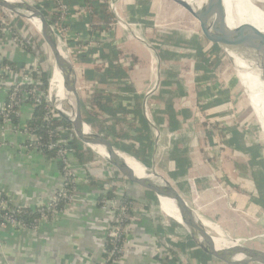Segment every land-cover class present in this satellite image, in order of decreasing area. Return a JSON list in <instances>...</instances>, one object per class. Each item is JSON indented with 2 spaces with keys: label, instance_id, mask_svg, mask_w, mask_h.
<instances>
[{
  "label": "crops",
  "instance_id": "1",
  "mask_svg": "<svg viewBox=\"0 0 264 264\" xmlns=\"http://www.w3.org/2000/svg\"><path fill=\"white\" fill-rule=\"evenodd\" d=\"M155 1L114 0L117 22L114 26L115 39L111 42L126 53L127 56L121 60L123 66L129 67L132 64L130 80L135 92L144 98V113L151 122L163 124L166 121V101L172 100L178 113L177 123L169 126L171 130H163L164 127L162 132L154 130L156 148L150 163L153 166L157 163L162 169L169 167L167 173L174 181L182 184L189 178L194 164L186 140L189 124L193 123L191 119L194 122L198 120L194 117V111L196 108L205 111L207 95L219 96L224 89L218 82L210 84L211 71L204 70L205 67L199 61L198 34H194L188 47L181 50L177 48V43L166 46L163 41L156 39L153 35L156 30L152 28L149 19ZM77 4L78 1L75 0L71 5ZM87 23V18L83 16L74 17L67 22L71 36H77L81 40L84 38L85 42L90 37V31H78L75 27L85 26ZM172 34L168 39H175L174 33ZM178 50L179 53H175ZM0 56L14 62L33 63L36 59L34 51H25L3 37L0 38ZM95 63V60L89 64L79 63V68L82 71V67H92ZM199 63L203 68L198 66ZM88 80L87 77L85 84L89 83ZM99 82L104 83L103 78ZM4 99L5 95L0 89V107ZM215 101L216 99L208 104ZM32 110L30 105H26L22 115L25 117ZM204 114L207 116V112ZM170 131L172 136L169 135ZM7 135L6 143L0 147V192L5 193L13 204L21 206L31 207L48 200L64 183L58 164L36 153L30 154L20 149L23 139L14 132H8ZM168 143L173 145L171 149ZM96 159L94 163L98 164ZM95 164L92 167L97 168ZM76 168L80 175H85L87 170L96 175L80 163H76ZM102 168L104 169L98 167L97 170L103 174L108 167L104 165ZM89 176L88 181L76 185L75 195L78 202L71 212L62 214L53 223L43 225L38 234L27 229H0V264H93L100 261L104 254L107 231L114 222V214L111 210L105 212L99 207V181L97 187L91 185ZM115 176L118 174L110 171L109 176L103 175L102 181L116 186L124 184ZM201 181L197 178V182ZM202 183L205 184V181ZM197 197L199 198L196 203ZM194 200L193 205L201 216L205 213L206 197L198 193ZM138 203L144 207L135 209L132 215V244L127 247L117 264H159L161 252L156 246L162 245L169 252L172 246L167 241L168 229L175 227L176 231L179 230L177 224L165 222L161 214L156 213L157 204ZM160 207L162 209L161 203ZM174 236L180 237L178 232Z\"/></svg>",
  "mask_w": 264,
  "mask_h": 264
},
{
  "label": "rangeland",
  "instance_id": "2",
  "mask_svg": "<svg viewBox=\"0 0 264 264\" xmlns=\"http://www.w3.org/2000/svg\"><path fill=\"white\" fill-rule=\"evenodd\" d=\"M149 19L152 28H155L156 30L153 31V35H155L156 39L163 41L166 46L177 43L176 46L180 50L188 47L189 41H192L194 38V34L199 35L201 33L198 22L188 12H186L184 8L172 0H156L153 3V12L150 13ZM16 23V33L19 35L21 40L14 41L12 36L11 38L8 36L9 40L11 39V42L16 43L19 46V42L22 41L21 46L26 51L35 52L36 59L34 62H37L38 64L41 63V65L43 64L42 67L52 72L54 67L53 56L45 43L41 31L35 27L32 20L24 17H19ZM65 29L66 28L62 31L64 34L66 33ZM58 33L61 38L63 33L60 31ZM67 33L70 35V31ZM172 33H174L175 36L174 40L168 39V36L173 35ZM44 43L46 44V47H41L40 45ZM39 47H41L43 51H40ZM63 48L66 50L65 46H63ZM175 53H179V50ZM71 61L75 65L76 69H80L79 62L76 61L75 56H71ZM86 78L87 77L83 78L81 74L80 85H85ZM209 78L211 81L210 84L218 82L224 90L219 96L218 94L214 95L216 97L213 95H207L205 98L207 105L205 111L198 108L194 111V117L198 120L197 122H194L193 118L191 119V122L193 123L189 124V134L186 139L190 152L189 155L194 160L189 178L185 181V183L180 184L179 181H174L169 173H167L166 170H170L169 167L162 169V167H159L157 163H155L154 166L152 165L153 163L142 165L146 167L151 174L158 177H164L172 182L192 205L193 200L198 193L205 195V213H202L201 216L205 221L213 223L215 228L209 229L212 234H217L215 232V229L217 228L225 234L227 239H239L244 245L264 249V208H261L256 205V203L251 202V196L258 197L260 187L264 188V121L262 120L259 111H257V100L253 98V89H251L252 87H249L245 81V86L250 90V97L246 88H244L237 80L238 78H236L233 73L229 71H211ZM3 86L5 87V85ZM195 86L196 85H194V88ZM85 89L86 88L82 87L80 91L83 98L86 96ZM215 99V103L208 104L212 103ZM193 100L195 101L194 97ZM61 103L63 104V108L66 110H70L71 104L75 106V100L72 95L68 96V99L62 101ZM205 112H207V116H205ZM164 119L166 121H164L163 124L159 123L160 125H165L163 130L169 128L170 125L166 116ZM206 119L209 120L206 121ZM215 120L220 122V127L215 128V137L217 142L213 143L209 141V143H207L210 139L208 137V129L213 128L211 121ZM21 123L22 125H25L26 123L23 115H21ZM224 126L232 128L233 131L238 133L242 132V140L244 141L245 146L254 147V150H256L259 154L257 161H262L260 162V165L253 162L251 159L252 156L249 152L238 149L236 150L222 141V138L219 135V130ZM169 129L171 130V128ZM157 130L159 132L158 128ZM8 132H14L23 139L20 149L26 151L24 144L27 137L24 131L14 129L13 125H10L9 123L0 127V147L6 143ZM169 135H173L172 131L169 132ZM168 147L171 149L173 145L168 143ZM123 151H125L128 156H131L126 150ZM98 155L99 157L96 160L99 161V163H94L96 167H100L102 170L104 169L102 168L104 165L108 167L106 168L107 170L103 172V175H106V177L109 176L110 171H114L118 174L117 169L111 165L108 160H106L102 155ZM172 165L173 163L170 161V166ZM90 167L93 169L92 166ZM71 171L77 175V185L88 181V175L99 181L100 187H98V189L100 193L97 197V202L99 207L102 209L99 204L101 201L99 198L104 197V200L109 199L108 191L114 186V184L110 182H106L105 184L104 181H102V179H104L103 175L99 176L100 172L99 174L95 172L96 175H93L89 170H87L85 175H80L76 167ZM106 171L108 172L105 173ZM197 178L200 181L202 179V181L197 182ZM203 181H205V184L202 183ZM102 184L105 185L102 186ZM60 187H62V185H60ZM137 189L138 187L136 185L128 186V184L125 183L116 186L115 194L117 196L114 200H110L109 202V205H111L110 209L114 214V220H116L115 209L119 206L120 196L124 192H128L135 197H140L139 194L135 193V190ZM56 191H54V193ZM51 197L49 199H51ZM198 198L199 197L196 199V203ZM49 199L38 202L36 205L31 207H37L42 203H48ZM77 202L78 199L76 197L73 203L68 207L69 209L63 213H56L54 218L51 220L43 217L38 229L32 231V233L38 234L43 225L53 223L62 214L71 212ZM143 207L144 206L141 203L136 202L134 204V210L142 209ZM156 209V213L161 214L165 222L175 223L178 227H184L175 218L167 215L161 209L159 200L156 205ZM108 210L109 208H106L104 211L106 212ZM132 218L133 217L131 216V221ZM132 228V223H130V225L126 228L128 238L127 243H131L133 241L134 234L132 232ZM0 229L24 230L11 224L0 225ZM160 252L161 254H164L166 251L160 250ZM101 260L102 258L100 261Z\"/></svg>",
  "mask_w": 264,
  "mask_h": 264
},
{
  "label": "trees",
  "instance_id": "3",
  "mask_svg": "<svg viewBox=\"0 0 264 264\" xmlns=\"http://www.w3.org/2000/svg\"><path fill=\"white\" fill-rule=\"evenodd\" d=\"M52 1V0H51ZM69 4H73L75 0H67ZM78 0H76L77 2ZM86 3V11L88 13L87 20L90 27V37L85 42L90 43L91 46L85 50L81 55L75 56L76 61L81 64H89L90 62L96 61L92 67H82V76L88 77V82L94 86V90L86 93L83 99V119L88 123L96 132L101 134L103 137L110 139L114 145L122 150L129 152L134 159L142 164H149L152 160L154 150L156 148L154 139V130L159 129L161 132L164 125H160L157 121L151 122V120L144 113V98L139 96L135 92V88L130 80L129 71L132 67L130 63L129 67H124L121 60L124 58L126 53L119 48L116 44H113L111 40L103 38V33L111 30L116 22L117 16L114 9L111 7L108 0H84ZM79 2V1H78ZM38 7L44 11L49 21L54 25L57 31L64 28H68L67 23L59 20L57 12H51V3L38 1ZM78 31L87 30V26L78 25L75 27ZM3 37L2 25L0 24V38ZM46 47V44L40 45ZM199 49V44L197 42ZM40 48V51H43ZM135 60V59H134ZM1 63L14 64V62L3 59ZM199 67L203 68L201 64ZM204 70H207L203 68ZM33 79L37 83V88L41 91L40 101L34 102V112L32 118L27 121L31 131L37 134L40 138V148L45 154L47 159H51L56 156V152L61 144L58 142L62 139H68L70 133L73 132V126L69 120L61 117L56 113L55 119L48 123L45 118L48 113L49 102L44 96V93L48 90L49 73L43 69L40 64L37 65L36 69L32 73ZM103 78L104 83H101ZM165 116L169 121V126H174L176 122L177 112L173 106L171 99L166 101ZM11 120L15 125L19 124L20 117L15 113L11 115ZM0 121H4V115L0 112ZM211 129H208V137L210 142H217L215 137V128L220 127V122H212ZM63 126L68 128V132L54 131L55 135L51 137L49 129H57V127ZM219 135L222 141L241 151H246L251 154L253 162L257 161L259 154L254 147H246L242 140L243 134L233 131L232 128L226 126L221 127ZM219 137V138H220ZM50 142L55 144L53 149L49 148ZM69 146L74 148V157L76 163L87 165L91 161L98 158V153L85 148L79 141L77 136L73 135V138L69 140ZM60 172H63V162H57ZM119 181L124 182V179L120 175L115 176ZM89 183L94 186H98L96 178L89 176ZM75 183L71 181V177H67L65 182V188L70 193L74 190ZM238 188V187H236ZM116 186L114 185L108 191V197L110 199L115 198ZM135 197L128 192H124L121 195L122 204L127 207L126 212L131 216L134 214V204L136 202H146L158 204L157 195L150 191L145 190ZM8 201L9 198L5 193L0 194V218L3 215L8 214L11 217L16 218L24 222L28 227L34 226L36 219L39 218L40 212L36 208L31 207H17L10 200L7 202L8 206L3 207L2 201ZM99 200H101L99 198ZM251 202L264 208V188L259 189V196H251ZM65 204V199H61L58 203L57 208L61 209ZM101 204V203H99ZM1 221V220H0ZM125 223H129V219L125 220ZM114 224V223H113ZM179 233L181 238L174 236ZM167 241L172 246L169 250V254L159 258L161 264H171L173 260L179 258L180 253L190 252L193 259H196L200 263L206 264L211 258L205 254L199 248L195 247L191 237L187 234V231L179 226V230L176 228L168 229ZM121 240H117L115 244L110 242L106 243V247L113 249L114 245H120ZM117 254V253H116ZM103 256L106 257L105 254ZM94 264H100L94 262ZM105 264H113L112 261H107Z\"/></svg>",
  "mask_w": 264,
  "mask_h": 264
},
{
  "label": "water",
  "instance_id": "4",
  "mask_svg": "<svg viewBox=\"0 0 264 264\" xmlns=\"http://www.w3.org/2000/svg\"><path fill=\"white\" fill-rule=\"evenodd\" d=\"M172 1L184 8L199 24L201 33L198 35V58L202 66L210 71L225 70L233 73L240 84L246 88L250 97V90L244 83V81H247L244 75L245 70L241 65V61L233 55L232 51H244L246 54L253 55L259 63L264 78V48L250 35L244 25L230 27L225 0H207L205 13L198 11L188 0ZM0 7L10 10L20 17L40 20L41 33L53 56L54 70L64 79L68 96L72 95L75 100L73 117L66 115L60 109H58V112L71 122L75 135L85 148L98 154H103L102 150H104L106 154L113 156L114 159L109 160L110 164L117 169L118 174L126 184L138 187L137 194L140 195L143 190H150L157 195L159 201L160 196L174 200L185 218L180 223L185 227L195 247L205 254L225 264H264L263 248L244 244L234 246L231 249L219 248L197 209L172 182L153 174L145 177L134 175L130 170L126 159L128 155L125 151L116 147L110 139L103 137L98 132L96 134L99 139L88 137L85 126L89 124L83 119V99L79 85L80 73L66 54L57 29L42 9L28 1L16 3L10 0H0ZM242 69L243 73L241 74ZM239 252L243 254V257L235 256Z\"/></svg>",
  "mask_w": 264,
  "mask_h": 264
},
{
  "label": "built area",
  "instance_id": "5",
  "mask_svg": "<svg viewBox=\"0 0 264 264\" xmlns=\"http://www.w3.org/2000/svg\"><path fill=\"white\" fill-rule=\"evenodd\" d=\"M13 1L16 3H20L22 1H28L36 6L39 4L38 3L39 0H13ZM41 1L46 2V3L50 2L51 12H57L59 20L64 23L70 22L71 20L74 19V17L76 18V17L83 16L87 18L88 16V13L86 11V3L84 0H78L79 2L77 5H71L68 3L67 0H52V1L51 0H41ZM108 1L111 7L114 9L115 7L114 0H108ZM19 17L20 16H18L14 12L0 7V24L2 25L3 38L7 39L8 36L10 38L12 36L14 41L21 40L19 35L16 33V29H17L16 22ZM86 26H87V29L90 31L89 23H87ZM69 29L67 28L65 29L66 35L64 34V32H62V30H59V31L63 33L60 38L61 44L63 43L62 45L65 46L66 48L65 50L66 54L71 59V56L81 55L83 52H85V50H87L91 46V44L84 42L83 41L84 38H82L81 40L77 36L72 37L71 34L69 35L67 33L70 31ZM113 30H114V27L111 30L104 32L102 35L103 38L113 41L115 39ZM21 42L22 41L19 42L20 47L23 48L21 46L22 45ZM3 59L5 58L0 56V89L3 90V93L5 95L3 104L0 107V112H2V114L4 115V121H0V127L7 125L9 123L10 125H13L14 129H17V130L20 129L21 131H24L27 137L25 140V144H24L26 151L30 154L36 153L37 155H40L41 157H44L45 159H47L45 154L40 148L41 144H40L39 136L33 133L27 124V121L32 118L31 114H33L34 112V107H35L34 102L40 101L41 94H42L41 91L37 88L36 81L32 77V73L36 69L38 63L37 62L28 63V62H21V61H18V62L12 61L14 62V64L1 63ZM40 66L42 67L43 64L41 65L40 63ZM42 68L49 72L48 90L46 93H44V96L47 98V101L49 102L48 113H47L45 120L48 123H51V121L55 119L56 113L60 115V113L58 112V109L62 110L63 113H65L66 115L73 117L74 105L71 104L70 110H66L63 108V104L58 99V95L61 91V88H60L59 82H56L54 79V75H55L54 67H53L52 72H50V70H47L44 67ZM77 70L80 73V77H81L82 71L80 69H77ZM60 83L64 84L63 78L62 80H60ZM3 85H5V87ZM82 87L86 88L85 89L86 93L94 90V86L89 83L85 85H80V91ZM26 105H30L33 110L31 113H29V116L25 119V122H26L25 125H22L21 115L23 114V108ZM13 113H15L17 116L20 117V121L18 125H15L11 120V115ZM55 130L58 132H68L69 131L68 128H64L63 126H59L57 127V129H49L48 131L50 134V139L51 137L55 135V132H54ZM73 135L74 133H70L68 139H62L61 141L59 140L58 142L61 144V146L58 148L56 152V156L51 159H48L51 161L54 160L56 163L58 161L63 162V172L61 174L64 178L63 179L64 183L62 187L57 189V191L54 193L51 199H49L48 203H42L41 205H38L37 207H31L33 209L36 208L40 212V216L39 218L36 219V223L34 224V226L28 227V225H26L21 220L13 218L11 217V215H8V214H5L2 216V218H0L1 220L0 225L11 224V225H15L17 228L34 231L38 229V227L40 226L41 219L43 217H46L48 220H51L54 218L56 213H63L67 209H69L68 207L70 206V204L73 203L74 199L76 198L75 188L78 183L76 173H73L71 171L76 167V159L74 157V148L69 146V140L73 138ZM54 147H55V144L53 142H50L49 148L53 149ZM90 166H94V160L91 161L89 164L84 165V167L90 168L91 172H94V173L96 172L99 174L100 172L99 176L103 175L99 169L97 170V168H94V167L93 169H91ZM67 177H71V181L75 183V187L72 193H70L68 189L65 188V182H66ZM1 193L2 192H0V194ZM115 198L113 199L109 198L107 200H104V197L100 198L101 199L100 206L102 207V209L109 208V210H111L110 209L111 205H109V202L110 200H114ZM61 199H65V204L61 209H58L57 206ZM8 201H5V200L2 201L1 205L4 208L7 207ZM15 206L29 207V206H21V205H15ZM126 209L127 207L122 204V199L120 196L119 206L115 209L116 220H114L113 222L114 224L113 223L111 224V227L109 228V231L107 232V235H106L105 246H104L105 247L104 254L106 255V257L103 256L102 260L98 261L100 264H105L107 261H112L113 264H117L118 261L122 258V256L126 252L127 247H129L132 244V242L127 243L128 238H127L126 228L130 225L131 215L126 212ZM126 219H129L128 224L125 223ZM204 222L208 224V225L206 224V228L208 230L210 228H215L213 226V223H210L205 220ZM183 228L185 229V227ZM215 232L217 233L216 235L210 232L214 238L215 236L220 235L222 238H224V241H227V243L232 246L242 245L239 239H233V238L227 239L225 234L217 228L215 229ZM179 236L181 238L180 234ZM108 238H110V242L112 244H115L117 240H121V244L114 245L113 249H109L106 247ZM156 247L158 248V251L160 250L166 251V248H163L162 245L160 246L157 245ZM167 254H169L168 251H166L164 254H161L160 258L166 256ZM235 256L240 257V258L243 257L240 255H235ZM158 262L159 264H161L160 261ZM171 264H203V263H200L196 259H193L190 255V252H187V253H180L179 258L177 260H173ZM206 264H225V263L211 257L207 261ZM250 264H258V263H250Z\"/></svg>",
  "mask_w": 264,
  "mask_h": 264
},
{
  "label": "bare ground",
  "instance_id": "6",
  "mask_svg": "<svg viewBox=\"0 0 264 264\" xmlns=\"http://www.w3.org/2000/svg\"><path fill=\"white\" fill-rule=\"evenodd\" d=\"M13 1V0H10ZM190 1L201 13H205L207 8V0H188ZM227 12H228V24L230 27H235L237 25H244L247 31L252 35V37L258 42V44L264 48V0H225ZM32 23L35 27L41 31L42 25L40 20L37 18L32 19ZM233 55L241 61V65L244 68V75L246 77L245 83L252 87L253 98L257 100V111H259L262 120L264 121V78L262 75V70L259 66L257 59L250 54H246L244 51H232ZM243 73V69L240 72ZM54 79L59 82L61 91L58 95L60 102L64 101L68 97V90L64 84L60 83L62 77L55 71ZM3 91V90H2ZM29 115L25 116L26 119ZM85 132L88 137L99 139L97 132L90 126H85ZM104 153L101 154L106 160H113L114 157ZM130 170L132 173L139 177H145L151 174L149 170L142 165L139 161L132 158L131 156H126ZM160 203L163 211L177 219L179 222L184 221V215L182 211L177 207L174 200L169 199L165 196H160ZM106 210V209H102ZM207 223L205 222V225ZM208 225V224H207ZM217 246L219 248L226 247L231 249L232 245L224 241L220 235L214 238ZM236 255L243 256L242 253H237Z\"/></svg>",
  "mask_w": 264,
  "mask_h": 264
}]
</instances>
